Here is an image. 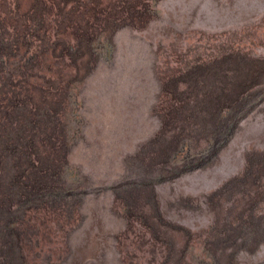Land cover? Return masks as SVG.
<instances>
[{"label":"rangeland","instance_id":"1","mask_svg":"<svg viewBox=\"0 0 264 264\" xmlns=\"http://www.w3.org/2000/svg\"><path fill=\"white\" fill-rule=\"evenodd\" d=\"M0 74L61 173L18 264H264V0H0Z\"/></svg>","mask_w":264,"mask_h":264},{"label":"trees","instance_id":"2","mask_svg":"<svg viewBox=\"0 0 264 264\" xmlns=\"http://www.w3.org/2000/svg\"><path fill=\"white\" fill-rule=\"evenodd\" d=\"M0 76L2 78L1 74ZM12 78L13 75H10L7 85L12 84ZM0 86H5V84L1 82ZM9 100L10 103L8 106L0 108V232L6 229L8 230L7 236L10 235L13 239L15 238V243L13 242L14 240L9 241L7 239L9 247L15 246L16 249L13 253L7 255L6 261H9V264H18V261H24L26 257L20 247L22 241L19 240V235L16 231L17 218L25 217L26 210H21V207L18 208L17 204L24 202L25 205V202L28 201L38 205L47 203L45 202L46 199H56L61 173L55 171L49 165H46L47 168L42 171L41 167L43 164H40L39 160L36 159L37 152L31 153L28 148H24L27 141L26 131L19 126V124L23 123L20 122L17 124L18 131H20V135L23 137L12 135L9 127L13 125L7 129L5 126L7 119L10 118L9 120L13 122L12 117L15 118L17 116L16 111L19 112L23 109L25 112H29L30 106L32 105L29 100L28 102L23 99L20 100L19 98H14L12 101L11 99ZM38 115L47 116V113H39ZM215 128L218 138L214 143L226 138V131L230 130L225 129V125L222 122H219ZM212 147L213 145L208 148L212 149ZM17 157L21 160V166H31V172H34L35 175L29 173L23 181V176L18 178L13 175L12 177L14 166L19 167L18 163L14 161ZM7 158L9 164L5 166L7 164ZM7 176H11V179L7 180ZM32 196H35V198L32 199ZM222 236L224 235L221 234ZM5 264L8 263L5 262ZM197 264L201 263L198 262Z\"/></svg>","mask_w":264,"mask_h":264}]
</instances>
